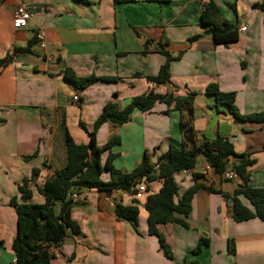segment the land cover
Wrapping results in <instances>:
<instances>
[{
	"label": "crops",
	"instance_id": "crops-1",
	"mask_svg": "<svg viewBox=\"0 0 264 264\" xmlns=\"http://www.w3.org/2000/svg\"><path fill=\"white\" fill-rule=\"evenodd\" d=\"M208 2L0 0V60L11 55L0 69V264L16 262L17 213L10 200L22 201L18 187L28 178L30 202H45L38 188L67 163L65 130L76 144L87 145L106 104L124 108L151 90L175 96L196 92L192 127L197 136L209 141L218 136L230 139L238 154L256 160L248 169V184L264 188V124L237 123L225 107L214 108L215 97L206 93L208 85L216 84L222 92L236 93L235 105L242 115L264 111V0H213L218 22L239 30L238 41L228 47L215 46L201 25ZM21 3L32 6V18L26 28L15 29L13 14ZM39 32L45 34L44 46L37 40L33 53L14 55L15 48L25 47ZM160 50L175 59L170 63V82L153 85L147 77L156 76L166 62ZM67 70L78 78L97 80L81 89L64 78ZM76 94L79 98L74 101ZM172 110L158 102L150 112L134 111L131 121L121 127L105 123L97 133L98 146L120 137L121 143L111 149L112 164L124 173L139 166L144 154L157 164L171 145L184 142L181 114L175 118ZM107 157L105 152L102 165ZM207 164L199 156L193 170L175 175L180 197L194 185L203 188L192 200L188 227L177 223L158 227L172 259L164 255L159 237L149 234L143 208L138 231L117 217L116 204L131 205V193L118 191L112 202L104 192L82 190L71 209L80 233L67 231L64 243L52 249L51 264H264V222H235L231 203L206 189L232 194L242 180L229 181L214 172L204 175ZM101 178L107 182L110 175L104 171ZM161 187V181L148 183L147 195ZM243 203L248 205L244 199ZM201 238L208 243L193 254Z\"/></svg>",
	"mask_w": 264,
	"mask_h": 264
},
{
	"label": "trees",
	"instance_id": "trees-1",
	"mask_svg": "<svg viewBox=\"0 0 264 264\" xmlns=\"http://www.w3.org/2000/svg\"><path fill=\"white\" fill-rule=\"evenodd\" d=\"M87 3V0H76ZM139 0H114L115 4H128ZM159 4L167 3L169 0H150ZM218 8L213 0L204 6L201 14V25L211 35L215 46L228 47L239 39L238 27L234 24H220L217 19ZM37 39L29 41L25 47L14 49V55L33 53L32 47ZM166 57V62L161 66L159 73L153 77H147L153 85H166L171 79L170 63L173 58L167 51L160 50ZM11 55L0 60V69L10 60ZM140 76V74H136ZM64 78L78 88H85L93 84L97 78H78L71 70L64 73ZM102 81L112 82L117 78H101ZM206 93L215 97L214 108L225 107L229 115L237 123L264 124V111L251 115H242L235 105L236 93L222 92L218 85L210 84ZM196 92L186 96H175L173 94L160 95L153 90L133 98L124 108L118 107L115 103H108L104 106L101 115L96 119L94 128L89 132V143L78 145L65 130V144L67 151V163L62 169L56 170L44 184L38 188L39 193L44 197L43 204L31 203L32 180L25 178L18 189L21 194V202L17 197L10 200V206L14 207L17 213V235L13 242L15 253V264H51L52 249L60 247L70 229L74 233H80L79 225L71 218V209L78 203L70 199L73 191L96 190L107 195L113 192L125 191L132 193L135 185L144 182L146 184L154 181H161L162 187L156 194H149L142 200H133L131 205L116 204L115 213L120 220L131 223L138 231L139 216L141 208L147 214L148 232L150 235H157L160 240L161 249L164 255L172 259L173 252L166 243L165 238L158 231V227L167 223H177L188 227L186 220L192 211V200L196 192L203 188L194 185L189 188L181 197L175 175L184 170H193L197 165V158L203 156L212 167L216 175L222 176L228 168L231 159L232 167L236 171L243 184L232 194L223 193L220 190L206 188L211 193L221 194L231 203L230 212L233 220L237 223L259 219L264 222V188H254L248 184V169L256 163L249 154H238L230 139L218 136L213 141L198 139L192 127L194 117V101ZM164 103L173 107L172 111L181 114L180 131L184 142L179 145H171L170 149L160 157L157 164H152L147 154H144L142 162L131 173H124L113 164L114 154L111 149L121 143L120 137H112L102 148L97 143V133L105 123H111L115 127H121L132 119L134 111L150 112L156 103ZM171 111V110H170ZM169 113V110L167 111ZM185 113V114H184ZM190 145V148L187 146ZM107 152L108 157L102 165V155ZM157 165V166H156ZM106 171L110 175L107 182L102 180V174ZM38 175V170H34ZM198 175H194L197 178ZM243 199L248 205L243 203ZM60 205L59 212L56 206ZM208 240L201 238L193 254H198ZM3 243L0 242V249ZM230 251L235 253L233 242L229 244ZM188 264H200L193 261Z\"/></svg>",
	"mask_w": 264,
	"mask_h": 264
},
{
	"label": "built area",
	"instance_id": "built-area-1",
	"mask_svg": "<svg viewBox=\"0 0 264 264\" xmlns=\"http://www.w3.org/2000/svg\"><path fill=\"white\" fill-rule=\"evenodd\" d=\"M31 10H32V6L29 5L28 3H21L15 9L14 14H13V27L15 29H23V28H26L28 26V24L32 18ZM241 30H242V32H245L247 30V27L245 26ZM36 38H37L39 44L41 46H44L45 34L43 32H39L36 35ZM78 98H79V96L76 94V95H74L73 100L77 101ZM198 139H200V138L198 137ZM232 162L233 161L230 160L227 170L222 175V177H224L226 180H229V181H235V180L239 179V176L237 175L236 171L232 167ZM189 171L190 170H184L182 173L186 174ZM211 172H213V169L209 164H207V166L203 170L202 174L207 175ZM131 192H132L131 195L133 197V200L134 199L135 200H142L147 194V184L142 182L139 185H135L132 187ZM115 193H117V192H113L112 194L107 195L106 199L110 200L112 202L116 201L114 198ZM70 199H72L73 201H78L80 198H79V195L77 194V192L73 191L70 194Z\"/></svg>",
	"mask_w": 264,
	"mask_h": 264
},
{
	"label": "rangeland",
	"instance_id": "rangeland-1",
	"mask_svg": "<svg viewBox=\"0 0 264 264\" xmlns=\"http://www.w3.org/2000/svg\"><path fill=\"white\" fill-rule=\"evenodd\" d=\"M172 114H173V117L175 116V118L177 117V116H179V112H175V111H173V112H171Z\"/></svg>",
	"mask_w": 264,
	"mask_h": 264
}]
</instances>
